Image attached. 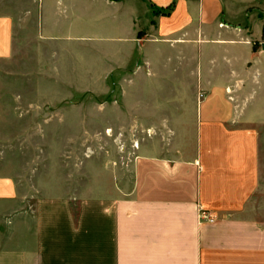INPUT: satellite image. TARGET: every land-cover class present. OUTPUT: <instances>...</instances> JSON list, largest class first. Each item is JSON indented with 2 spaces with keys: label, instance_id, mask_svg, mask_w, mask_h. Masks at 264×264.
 Masks as SVG:
<instances>
[{
  "label": "crops",
  "instance_id": "0c3cea01",
  "mask_svg": "<svg viewBox=\"0 0 264 264\" xmlns=\"http://www.w3.org/2000/svg\"><path fill=\"white\" fill-rule=\"evenodd\" d=\"M23 1L0 0V116L22 68L37 69L42 87L93 89L73 87L45 45L128 41L138 45V154L118 180L71 196L62 180L24 193L0 170V264H264L255 0Z\"/></svg>",
  "mask_w": 264,
  "mask_h": 264
},
{
  "label": "rangeland",
  "instance_id": "374dc122",
  "mask_svg": "<svg viewBox=\"0 0 264 264\" xmlns=\"http://www.w3.org/2000/svg\"><path fill=\"white\" fill-rule=\"evenodd\" d=\"M249 12L264 24V0H255ZM261 37L252 42L258 52L264 51V26ZM45 46L56 52L48 64L72 72L73 87L93 89L72 92L54 78L42 87L37 69L22 68L6 93L12 106L0 116V170L23 181L24 193L28 185L62 180L68 196L78 195L86 183L118 180L138 154V45L91 39ZM259 135L264 151V132ZM39 192L32 190V197Z\"/></svg>",
  "mask_w": 264,
  "mask_h": 264
},
{
  "label": "built area",
  "instance_id": "2783aa9c",
  "mask_svg": "<svg viewBox=\"0 0 264 264\" xmlns=\"http://www.w3.org/2000/svg\"><path fill=\"white\" fill-rule=\"evenodd\" d=\"M209 222H212V220H209Z\"/></svg>",
  "mask_w": 264,
  "mask_h": 264
}]
</instances>
